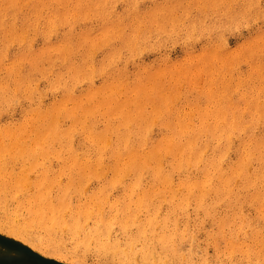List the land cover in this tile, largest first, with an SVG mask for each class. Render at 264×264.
I'll return each instance as SVG.
<instances>
[{"label":"rangeland","instance_id":"rangeland-1","mask_svg":"<svg viewBox=\"0 0 264 264\" xmlns=\"http://www.w3.org/2000/svg\"><path fill=\"white\" fill-rule=\"evenodd\" d=\"M37 2V0H25V5L23 8L21 7V13L17 14L19 17L15 18V24L18 27L16 33L14 30H7L2 34L3 30L0 29V57H2L0 79L10 80L8 86L13 85L12 78L8 73L9 69H13L14 63L20 64L19 74L27 73L29 66L25 61L30 48H34V53L42 55L44 61H41L39 68L35 69L39 73L35 74L28 82L30 87L37 91L34 90L30 97H24L21 94V97H17L9 108L2 109L0 124H4L1 126L19 123L21 126L24 115L34 103H42V105L46 103L45 106H47L54 96L62 98L60 90L50 88V82L54 77L44 68L48 67L49 60L57 59L58 53L53 47L58 43L59 45L60 43L64 44L67 34L72 38L73 43L81 38L86 44L84 47L81 45V49L76 44H70L73 49L71 58L76 64L83 57L88 64L86 70L89 71V79L82 80L73 89V100H69V107H72L73 102L84 100L85 94L92 90L91 86L96 88L95 97L97 99H102L103 96L105 98L108 94L107 98L110 99L114 95L115 101L114 98L110 101L114 103L116 100L125 101L127 112L131 114L135 112L133 100L136 99L139 103L145 100L146 103H140L142 106L139 105V108H144L142 110L145 111L150 121V127L153 129L152 134L155 135L154 140L159 139L161 135H170L171 130L169 132V129L172 127L178 129L185 127V131L198 129L200 125H207V128L216 126L214 129H223L229 126L231 118L240 122L241 120H250L251 117L257 115L258 107L264 113V0H214L213 2L212 0H102V2L101 0H88L89 5L87 0H69L68 8L71 9V16L67 17L63 24L55 22L59 31L48 37L43 34L37 35L39 32L36 33L33 27H20L26 19L33 20V23L37 24L39 28L43 23L46 24L50 21V17L47 19V14L51 9L45 8L47 10H43L40 16L39 13L30 12L33 4ZM75 2H77L76 5ZM47 3H50L51 7L54 5L53 0ZM56 7L57 5H55ZM85 11L87 13L82 14ZM59 12H62V8H59ZM23 13H26L24 19ZM84 15L85 17H83ZM83 30L85 33L88 32V35H85ZM7 32L8 34H6ZM4 35L8 40L5 43H3ZM127 40H130L132 44H127ZM91 48L93 49L91 50ZM111 49L119 50V55L111 61L112 63L108 62L106 56ZM18 51L19 53H16ZM59 63L58 61L57 64ZM63 72L67 76L69 75L68 71L64 70ZM163 72L165 73L163 74ZM107 85L108 87H106ZM168 89H171L173 93H171L172 97L167 99ZM136 91L137 93H135ZM132 92L136 98L132 97ZM159 100L161 101L159 102ZM253 103H255L254 107L248 109L247 106ZM201 113L203 114L201 115ZM101 115H97L99 123L96 117L93 120L97 127L115 126L119 121V118H116L117 115L112 114L113 117L109 118V123L106 125L107 118L104 120ZM163 120L169 121V123L165 125L166 122ZM200 120L203 124L199 122ZM101 123L103 124L101 125ZM61 124L67 129L72 121L63 119ZM88 126H91L90 122L87 123ZM76 128L72 139L74 143H77L75 135L78 130H81L80 127ZM163 131L164 133H162ZM259 132L261 136H264L262 124L259 126ZM205 138L199 139L198 142L202 143ZM20 145L0 143V225L14 226L22 231L28 239H33H29V241L32 240L39 243L44 249H51L59 253L66 260L54 261L51 257L44 255L42 251H37V246L35 247L29 242H22L3 231L0 232V264H133L129 259L123 258L124 262H121L122 260L116 259L117 257L114 258L111 254L102 252L100 242L96 240L94 242V239L89 237L87 228L90 226L97 227V230H107L110 237L113 236L121 241H125L124 238L128 234H133L137 238L138 229L143 226L145 233L140 240L147 243L150 238L154 240L156 245L152 243L154 249L150 248L152 251L154 250V254H161L163 251L157 241V235H171L168 243L177 252L172 250L171 256L161 261L162 264H264L261 220L254 219L258 214L253 206L244 205L242 209L235 208L226 212L225 205L221 204L216 211L212 212L213 215H207L205 211L195 209L192 203L189 205L188 211L174 207L172 210L165 204L158 214L160 223L158 220L156 226H145L147 213L136 209L135 196H132V194L135 195L132 192L134 187L127 186L131 180L127 179L128 181L126 180L124 183L128 184L125 186H123L124 183L117 184L118 186L110 184L109 182L113 179L109 176V164L106 166V175L108 176L85 179L83 176L73 173L66 166L69 165L66 161L50 154V150L40 151L34 146V143H20ZM56 148H58L57 145ZM236 159H238V152L233 150L223 167L226 170L232 169L237 165ZM257 162L255 159L251 163L250 171L253 172L260 166V163ZM202 166L200 165V169H194L190 177L192 175L194 178L199 176ZM182 177L184 175L175 173L173 176L175 183ZM147 180L149 177H145V184ZM101 186L102 189L105 186L103 190ZM234 188L236 192L240 193L242 200L247 199L251 193L244 189L240 182L235 184ZM129 192L130 197L127 195ZM36 193L45 194L47 198L48 195L51 196L50 199L53 200V203L57 201V194H64L68 209L77 210L87 206L90 209L95 208L93 209L95 214L96 208L99 206L97 208L99 210L102 203L103 209L100 208L102 218L110 221L99 229L97 223L94 224L95 215H92L87 220L88 225L86 224L85 227L83 224L86 229L83 227V230L79 229L77 232H73V228L54 224L49 218L41 217V220H38V215L26 210L28 207L26 204L31 198H34ZM122 193L125 195L123 196ZM91 195L94 196L92 199ZM98 202L100 203L98 204ZM135 210L138 215L134 220L129 221L130 223L126 222L129 219L127 217L134 216L132 213ZM165 216H169V221L162 220ZM112 217L113 219H111ZM222 218L223 220H221ZM119 220L124 224H121ZM251 220L254 221L250 222ZM125 226L126 231L123 230ZM86 237L90 241L88 240L85 242L87 245H84L82 241ZM137 242L135 243L136 249L140 250L142 246H145L143 241ZM234 244L236 247H233ZM112 260L114 261L112 262ZM141 261L138 259L134 264H147Z\"/></svg>","mask_w":264,"mask_h":264},{"label":"bare ground","instance_id":"bare-ground-1","mask_svg":"<svg viewBox=\"0 0 264 264\" xmlns=\"http://www.w3.org/2000/svg\"><path fill=\"white\" fill-rule=\"evenodd\" d=\"M37 1H38L37 3L33 4L34 6L32 7V9H30V12L35 13V14L39 13V16H40V14L43 12V10H45V8H47L48 10L51 9L49 13L48 14L46 13V14H47V19L50 17V21L51 20L52 21L51 22L49 21L46 24L43 23L44 25L42 24L41 27L39 28L37 24L33 23V20L28 21L26 19V21H23L20 27L22 28L33 27L36 33L39 32L37 35L43 34L45 37H48L50 34L57 33L59 30L56 27L55 22L59 24H63L66 21L67 17L71 16L70 15L71 9L68 8L69 0H53L54 5L52 7L50 6L51 5L50 3H47L50 0H46L47 1L46 3L44 0H37ZM213 1L214 0H212V2ZM24 3H25V0H0V29L3 30L1 32L2 34L3 32L7 30H11V31L14 30V33H16L15 31L18 30V27L15 24L16 22L15 18L17 17V14L21 13L22 11L21 7L23 8V6L25 5ZM76 3L77 2H75V5ZM85 4L86 3H84V5ZM87 4L89 5L88 0H87ZM55 5H57L56 8H55ZM59 8H62V12H59ZM83 13L85 14L87 12L85 11V12H82V14ZM22 15L24 19L26 16V13H23ZM83 17H85V15ZM47 19L45 20L47 21ZM78 27L80 28V26ZM68 29H71V28H68ZM8 32L6 34H8ZM80 34H81V31H80ZM85 35H88V32H86ZM4 36H5V39H3V43L8 41L6 38L7 36L6 35ZM64 42H65L64 44L60 43L59 45L58 43L57 45L53 47V49L57 51L58 57L56 60H49L48 67L44 68L45 71H49V73H51V75L54 77V79L51 80L50 82V88L52 90H55V89L60 90L62 92V98H57L56 96H54V99L47 106H45L46 103L44 105H42V103L41 104L34 103L33 106L31 105L32 107H30L28 111L26 112V114L24 115L23 124L21 126H20L21 123L16 124V125L7 124L5 126H1L2 124L1 123L0 124V143H12L14 145H19V146H21L20 143H34V146H36L38 150L47 152V149H48L50 150V152L48 151L50 154L56 155L63 161H66L69 164L66 166H68L72 170L73 173L77 175H81L85 179L101 178V177L108 176L106 175V171H107L106 166H108L109 164L108 166L109 167L108 170L110 173L109 176L111 179H113L112 181L109 182L110 184H112L113 186L117 184L120 185V183H124L127 179L131 180L129 184L124 183L123 186H125V184L126 185L128 184L127 186L134 187V190L132 192L135 195L132 194V196H135V198L134 197L133 198L136 204V209L138 208L139 211H146L147 213V216H145V214L143 213L144 214L143 216L147 217L146 218L147 222L145 226L151 225V227H153L154 225L155 226L158 225L157 224L158 223L157 221L159 220L158 214L162 206L165 204L169 208H172V210L174 207L177 209L188 211V207L192 203L195 209H200L202 211H205L207 215L209 214L213 215L212 212L214 210L216 211V209L219 208L221 204L225 205L226 210H227L226 212H229L231 209H235V208L242 209L244 205L253 206L256 209V213L258 214V216L254 219L257 221L261 220V245H262L264 243V136H261V133L259 132V126L261 124L264 126V113L260 111V108L258 107L257 115L254 117H251L250 120H247V121L241 120L240 122L236 119L231 118V121L229 122V126L223 129L222 128L214 129L216 126H214V128H209V127L207 128V125H203V126L200 125V127L202 128L199 127L198 129H195V130L193 129L190 131H185V127L184 129L182 128L178 129L176 127L175 128L169 127L170 128V129L168 128L169 132L171 130V133H169L170 135H164V136L161 135L159 139L154 140L153 137L155 135L153 136L152 134L153 129L152 127H150V121L148 117L146 116L145 111L142 110L144 108L142 109L139 108V105L142 106L140 103L145 102V100L143 101V99H142L143 102H140V103L136 101V99L133 100L132 103L134 105L135 112L131 114L130 112H127L125 101L121 102V101L116 100L115 103L111 102L110 99H113L114 95L110 97V99H108L107 98L109 97L108 92H107L108 94L107 97L104 98L103 96L102 99H97V97H95L96 88L91 86L92 90L85 94L84 100H78V101L76 100L77 102L76 101H75L76 103L73 102L72 107L68 106L69 100L72 99L73 89L82 80L89 79V71L86 70L88 69V64L86 63L83 57L76 64L73 63V59L71 58L72 57L71 55L73 54V49L70 44H73V45L76 44L77 47L81 49L82 48L81 45H83V47L84 45H86L84 41L80 38V39H77L75 43H73L72 38L69 36V34H67V37L64 40ZM127 44L131 45L132 42L130 40H127ZM4 49H5V46H4ZM4 49L2 48V50ZM33 49L30 48L29 55L26 56L27 59L25 62L29 66L27 67L29 68L27 70V73L19 74L18 67L20 66V64L14 63L12 66L13 69H9V73H8L9 76L12 78L11 81L13 82V85L8 86V83L10 80L0 79V111L2 109L9 108L12 105V102H14L16 98L19 97L21 94H23L24 97L25 96L30 97L32 96L33 94L32 92L34 90L37 91L36 89H33L32 87H30L28 82L29 80H31V78L35 74L37 75V73H39L38 70H35V69L39 68V64L41 61L42 62L44 61H43L42 55L40 56L34 53ZM92 49L93 48H91V50ZM5 50L7 52V49ZM51 51H52V47H51ZM16 53H19V51ZM48 54H49V51H48ZM117 55H119L118 49L109 50L106 55L108 57V62L113 61L117 57ZM1 58L2 57H0V60ZM58 61L60 62L59 64H57ZM41 64L43 65V63ZM0 67H2L1 62H0ZM64 70L68 71L69 73L68 76L64 74L63 72ZM70 71L72 72L71 74H70ZM40 72L42 73L41 70ZM164 73L165 72H163V74ZM112 79L114 80V78ZM104 84H107V83H104ZM138 86H139V83H138ZM100 87H101V84H100ZM106 87H108V85ZM151 87H152V84H151ZM167 92L168 93L166 94V97L168 99L169 97H172L171 93H173V91H171V89H168ZM135 93H137V91ZM141 93H138V94H141ZM40 94H43V93H40ZM59 95L61 96V94ZM134 96L135 95L133 93L132 97L134 98ZM40 98H41V95H40ZM115 98H114V101H115ZM152 100L154 101L153 98ZM209 100L210 98L208 99V101ZM160 101L161 100H159V102ZM254 104L255 103H253L252 105H248L247 106L248 109H252L254 107ZM98 114H102L101 117L104 120L107 118L106 120L108 122H106V125L109 123V120H110L109 118L111 116L113 117V115L115 114L117 115L116 118L117 119L119 118V121L117 120L118 122L115 124V126L108 125L104 127H97V125L93 122V120L96 117L97 122L98 123L100 122L97 116ZM202 114L203 113H201V115ZM199 118H202V117H199ZM63 119L64 120L70 119L72 121V124L70 125L69 128L65 129V126L63 127V125L61 124V120ZM201 120L199 122H201ZM169 121L168 122L164 121L166 122L165 125L169 123ZM89 122L91 126L87 127V123ZM103 123H101V125ZM201 124L203 123L201 122ZM73 125H74V128H73ZM76 127H80L82 131L78 130L77 135H75L77 139L76 140L77 143H74L72 139L74 137V131L77 130ZM162 133H164V131ZM203 137H206V138L204 139L202 143H199L198 140L202 139ZM56 145L58 148H56ZM233 150H236L238 152V159L235 160L237 161L236 162L237 165L230 170H226V168H224L223 166L227 163V159H229L230 157V152ZM255 159L260 163V166L252 172L250 171L249 166L251 165L252 162H254ZM232 163L234 162L232 161ZM200 165H203V166L201 167V170L199 171L200 173L199 176L194 178V176L192 175L190 177V175L192 174V171L194 169H198ZM228 167H231V166H228ZM175 173H178L179 175H182V176L184 175V177L180 178L177 183H175V180L173 178ZM145 177H149V180H147L146 184L144 183ZM238 182H240L241 185H243L244 189L249 190V193L251 191V193L248 195L247 199L245 200H242L241 199L242 197H240V193L235 191L234 185L235 184L237 185ZM83 184H84V181H83ZM104 187L105 186H103V189ZM101 189H102V186H101ZM130 191H131V187H130ZM124 195L125 194H123V196ZM127 195H129L130 197V192ZM46 196L47 195L42 194V193H36L34 195V198H31L26 204L28 206L26 210L38 215L39 216L38 220H41V217L49 218L54 224H57L60 226L67 225L69 228H73L74 229L73 232L75 231L77 232L79 229H82L84 226L86 227V224L88 223L87 220L92 215H95L96 219H95L94 224L97 223V226L99 227V229L102 225H107L110 221V220H106L102 218L101 211H100V208L103 209L102 203H101L102 206L100 205L101 207L99 208V210H97L99 206L96 208V214H95L93 210L95 208H93L92 206L91 207L93 209H90L87 206L81 207L77 210L68 209V205L65 200L66 196L64 194H57L56 196L57 201L54 203H53V200L51 201L50 199L51 196L49 197L48 195V198ZM93 197L94 196L90 198L92 199ZM105 198H108V197H105ZM130 199L131 198H129V200ZM129 200H128V203H129ZM121 201L123 202L122 199ZM99 203L100 202H98V204ZM6 204H8L7 201H6ZM109 204L111 205V203ZM237 209L235 210L236 213H237ZM66 211H68L69 213ZM136 211L137 210H135L132 213L134 216L127 217V219L128 218L129 219L128 221L126 220V222L130 223L129 221L134 220L136 215H138V212L137 214L135 213ZM66 213H68V215L65 216ZM186 213L188 214V212ZM183 215L185 214L183 213ZM123 217H125L124 214H123ZM111 219H113V217ZM162 220L169 221V216L163 217ZM221 220H223V218ZM252 221L254 220H251L250 222ZM119 222L121 224H124L120 220ZM159 223H160V220H159ZM216 224H217V221H216ZM139 225L142 226L141 224ZM0 228H5L7 230H10L13 232H19L25 235L22 231H19L14 226H4L2 224L0 225ZM144 228L145 227L142 226L138 229L137 238L133 234H128L124 238L125 241L115 239L113 236L110 237L107 230H104V229L97 230V227H94V226H90L87 229L89 231L88 233L89 237L91 236V238L94 239L93 240L94 242L96 240L100 242V245H102V248L100 249L102 250V252L111 254V256L114 258L117 257L116 259H120V261L122 260L121 262H124L123 258H125V259L131 260L130 263H133V264L136 263L138 259L142 260L141 262L144 261L147 264H162L163 262L161 261H164V259H167L168 257H170L174 251L173 247H171L168 243V239H171L170 237L171 235H168V236H165L163 234L157 235V241L161 245V248L163 251L161 252V254H154L153 252L154 250L152 251L150 248L154 249V247L152 246V243L156 245V242L152 240L151 238L148 243L144 242V240H140L141 237L144 236V233H145ZM123 230L126 231V226H125V229ZM154 230H153V233H154ZM6 232L8 233V231ZM29 239H32V238H29ZM29 239H28V242L31 243L33 246L43 248V246H40L39 243L33 242L32 241L33 239L31 240L32 242L29 241ZM88 240L89 238L86 237L82 241V243H84V245H87V243L85 242H88ZM21 241L24 242L23 240ZM137 241L139 242L143 241L142 243L145 244V246L144 247L142 246L140 250L136 249L135 247V243ZM235 245L236 244H234L233 247H236ZM159 249H160V246H159ZM246 249L248 250L247 247ZM251 250L253 249L251 248ZM174 252H177V251H174ZM113 261L114 260H112V262Z\"/></svg>","mask_w":264,"mask_h":264},{"label":"snow or ice","instance_id":"snow-or-ice-1","mask_svg":"<svg viewBox=\"0 0 264 264\" xmlns=\"http://www.w3.org/2000/svg\"><path fill=\"white\" fill-rule=\"evenodd\" d=\"M3 231H8L9 235H14L17 239L23 240L25 243H28L27 236H25L19 232H13V231L7 230L5 228H0V232H3ZM37 251H42L44 255L51 257L54 261H65L66 260V258L64 256H62L59 253L54 252L50 249H44L42 247H38Z\"/></svg>","mask_w":264,"mask_h":264}]
</instances>
